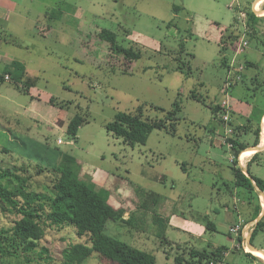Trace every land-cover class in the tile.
Here are the masks:
<instances>
[{
	"label": "rangeland",
	"instance_id": "obj_1",
	"mask_svg": "<svg viewBox=\"0 0 264 264\" xmlns=\"http://www.w3.org/2000/svg\"><path fill=\"white\" fill-rule=\"evenodd\" d=\"M257 1L0 0V74L6 64L18 61L37 79L31 95L10 82L0 84V174L20 169L18 176L28 180L27 192L49 203L57 178L52 168L60 153L68 155L77 161L79 177L102 189L109 204L123 207L125 218L132 219V225L108 222L106 233L154 255L157 264H186L176 259H189L193 249L216 248L226 249L220 264H264L255 254H264V226L252 244L256 224L244 228L256 216L264 193L255 183V191L236 186L232 168L243 172L245 159L237 161L223 145L225 128L212 112L226 98L223 59L235 55L243 37L249 47L236 57V66L247 61L257 68L248 69L244 84L243 77L231 91L232 100L244 94L242 85L252 88L255 78L257 105L264 109V21L257 26V38L246 24L247 11L255 13ZM104 29L118 36L119 45L142 54L128 73L122 72L123 57L112 54L98 37ZM176 100L182 112L174 133L155 130L146 145H131L106 130L123 112L149 121L164 119ZM77 115L87 124L72 140L67 126ZM262 119L259 145L254 146L255 125L239 133V142L262 154L248 162L249 174L243 173L264 181ZM152 194L160 198L155 202ZM155 216L166 220L164 241ZM19 219L0 210L4 230ZM237 225L240 233H231ZM241 233L243 247L237 242ZM87 243L89 236H79L74 227L47 226L35 253L24 252L10 238L0 264H26V258L29 264H62L66 250ZM87 264L116 263L95 254Z\"/></svg>",
	"mask_w": 264,
	"mask_h": 264
},
{
	"label": "trees",
	"instance_id": "obj_2",
	"mask_svg": "<svg viewBox=\"0 0 264 264\" xmlns=\"http://www.w3.org/2000/svg\"><path fill=\"white\" fill-rule=\"evenodd\" d=\"M262 19L264 18L257 17L251 8L247 11L246 24L250 33H252L251 36L254 38H257L259 34L257 26L260 21H263ZM98 37L110 45L112 54H118L123 57L125 67L122 72L124 73H128L127 71L130 65L134 64L142 57L139 51L131 47L126 48L119 45L118 36L112 31L104 29L99 33ZM221 45V53H224V51H226L224 37L221 40ZM224 64L228 65L227 57L223 59V65ZM7 76L10 77V81H6L5 78ZM5 82H10L20 92L31 95V89L36 86L37 79H33L28 75L27 68L23 63L12 61L9 65L5 66L4 72L0 74V84H4ZM238 84L239 83H237V85ZM257 88L258 87H255V91ZM192 95L191 97L196 99L194 96L195 94ZM157 109L163 112L165 111L161 108ZM222 111L220 105L212 107L215 120L219 121L218 124H223L220 117ZM181 112L182 104L180 100L174 102L172 110L166 112L164 119L149 121L144 120L141 115L123 112L117 114L115 120L106 125V130L115 137L122 139L125 143L131 145H146L150 135L155 130L169 131L170 128L171 131L169 132L174 133ZM263 117L264 112L253 110L252 115L247 119L246 123L243 126L235 128L232 126L231 120V126L234 129V135L230 139L233 143L231 153L237 161L244 151L252 150H246L247 146L239 142V133L241 131L251 130L253 125H255L256 138L254 146H258L260 143V125ZM85 124H87V121L79 115L70 120L67 126V134L72 140L77 139L79 129ZM214 132L215 130H213V133ZM59 155L61 157L59 164L52 168L57 174V178L53 186L54 197L49 203L41 201L36 194L27 192L28 180L18 176L20 169L13 167L11 170L4 171L0 174V179L5 180L4 182L0 180V210L4 214H11L20 218L10 230L7 231L0 228V257L7 255L5 245L10 238H12L13 242L17 243L18 246L22 247L24 252L35 253L39 248V242L45 236V228L47 226L57 228L67 226L74 227L79 236H89V243L72 245L64 252L62 264H87L95 254L116 264H157V259L154 255L136 249L106 233L107 224L110 221L118 224L132 225V219L129 218L127 220L125 218L128 213L127 210L123 207L115 208L111 206L109 201L104 197L102 189L98 190L94 183L88 184L84 182L77 174L79 166L77 167V161L73 157L62 153ZM258 155L259 153L253 157L252 162ZM232 169L237 187L244 188L247 191H255L256 185L264 193L263 180L251 176L250 178L247 177V175L236 166ZM21 171L23 170L21 169ZM247 172L249 174V171ZM14 180L18 181L16 186L13 184ZM6 182L8 186L4 184ZM149 198H155L156 202L160 196L152 194ZM260 213L261 207L257 206L255 209L256 216L250 221H245L244 227L248 223L256 221ZM154 219L163 226L164 230L166 220L157 216H155ZM263 221L264 215L256 223L251 235V244L259 228L264 226ZM208 226L215 230L214 224L209 223ZM238 226L239 225L235 227ZM235 227L231 228V233ZM241 228L242 227L239 226V230H241ZM163 230H160V235L163 236L162 238L164 241L166 236L164 234L165 230ZM237 242L243 247L244 238L242 233L238 235ZM189 255V259L179 257L176 259V262H185L186 264H220L226 255V249L216 248L210 252L193 249L190 251ZM247 255L254 259H258L250 253ZM26 257L27 256H25V258ZM25 260L26 264L30 263L28 258Z\"/></svg>",
	"mask_w": 264,
	"mask_h": 264
},
{
	"label": "crops",
	"instance_id": "obj_3",
	"mask_svg": "<svg viewBox=\"0 0 264 264\" xmlns=\"http://www.w3.org/2000/svg\"><path fill=\"white\" fill-rule=\"evenodd\" d=\"M262 3H263V0H258L255 5H254V9L255 11L258 13L259 16H262L264 17V10L262 9ZM8 4V2H7ZM11 4V2H10ZM1 8V7H0ZM259 11L262 12L263 14L260 15L259 14ZM0 12H1V9H0ZM264 21V20H263ZM261 34H264V32H261ZM222 37H224V35L222 34ZM241 55V54H240ZM239 56V55H238ZM235 58V55L232 57V58H227L228 59V65H223L224 68H225V75L227 74L232 62H233V59ZM237 61H238V58H237ZM10 64V63H9ZM9 64H6L9 65ZM242 64V63H241ZM249 64V65H248ZM244 66V71L242 72L243 73V77H244V80H243V84H244V81L246 79V72H248V69L251 68V69H255L257 68V64L253 63V62H244V64H242ZM28 72V71H27ZM29 75V73H28ZM251 84H252V88H249L246 86V88L244 87L245 85H242L240 87V89L244 92V94H240L242 91L239 92L240 94V98L239 99H234L232 100V103H233V106H234V113H233V121H232V125L234 127H239V126H243L247 119L250 118V116L252 115V112L253 110H257L258 112H264V109H260L259 106L257 105L258 104V94H255L256 92H260V91H255V85H257V81L255 80V78H251ZM254 86V88H253ZM237 87V86H236ZM223 88V87H222ZM255 92V93H254ZM262 94L264 95V91H261ZM219 105V104H217ZM251 106V108H250ZM244 117V118H243ZM236 118H239L241 122H238L236 124L235 120ZM242 118V119H241ZM263 120V119H262ZM239 121V120H238ZM244 121V122H243ZM261 126V125H260ZM250 148H254L253 146H248L247 145V148L246 150L250 149ZM253 151V155L248 157V158H245L242 154L241 158L242 160L245 159L244 163H243V172H247L246 168L248 166V162L253 158V156H255V153H256V150L257 149H252ZM245 152V151H244ZM243 152V153H244ZM259 155H262V154H259ZM258 155V156H259ZM257 158V157H256ZM252 163V162H251ZM247 164V165H246ZM250 165V164H249ZM259 206L261 207V213L260 215L258 216L257 220L254 221L253 223H248L244 228H248L250 226H254L257 221H259L262 217V215L264 214V201L263 199L259 200ZM128 215V213L126 214ZM253 231V230H252ZM244 235H245V230H244ZM245 237V236H244ZM243 237V238H244ZM253 247V246H252ZM254 249H256L255 247H253ZM256 250H259V251H263V250H260V249H256ZM246 252V251H245ZM264 252V251H263ZM257 256L261 255V256H264V254L262 253H255ZM261 259V258H260Z\"/></svg>",
	"mask_w": 264,
	"mask_h": 264
},
{
	"label": "built area",
	"instance_id": "obj_4",
	"mask_svg": "<svg viewBox=\"0 0 264 264\" xmlns=\"http://www.w3.org/2000/svg\"><path fill=\"white\" fill-rule=\"evenodd\" d=\"M240 16L246 18V16L242 13H240ZM244 38L245 37H243L240 40V42L237 44L235 48V58L233 59V62L227 72V77H226L225 84H224V94L226 98L220 105L223 110L220 117H221V120L225 128V134L223 137V145H225L229 149L230 152H231V149L233 148V143L230 141V139L234 135V131H233L234 129L231 126L232 106H233L231 91L237 85V83L241 82L242 80V72L244 71V66L243 65L236 66L237 64L236 57L242 54V52H244L249 47V42L245 40ZM5 79L6 81H10L9 76H7ZM242 154L240 156H242ZM239 231L240 230L238 226L232 230V233L238 234Z\"/></svg>",
	"mask_w": 264,
	"mask_h": 264
},
{
	"label": "bare ground",
	"instance_id": "obj_5",
	"mask_svg": "<svg viewBox=\"0 0 264 264\" xmlns=\"http://www.w3.org/2000/svg\"><path fill=\"white\" fill-rule=\"evenodd\" d=\"M259 14H261V12L259 11ZM253 150H249V151H246L244 154H243V156H245V157H249L250 155H253V152H252ZM260 258H261V260L262 261H264V256H261L260 255Z\"/></svg>",
	"mask_w": 264,
	"mask_h": 264
},
{
	"label": "water",
	"instance_id": "obj_6",
	"mask_svg": "<svg viewBox=\"0 0 264 264\" xmlns=\"http://www.w3.org/2000/svg\"><path fill=\"white\" fill-rule=\"evenodd\" d=\"M264 1V0H263ZM254 11H255V9H254ZM255 13L257 14V12L255 11ZM250 178V177H249ZM251 248H253L252 246H251Z\"/></svg>",
	"mask_w": 264,
	"mask_h": 264
}]
</instances>
